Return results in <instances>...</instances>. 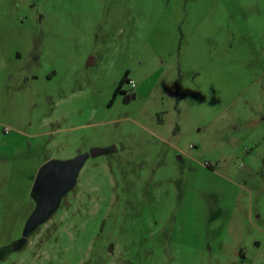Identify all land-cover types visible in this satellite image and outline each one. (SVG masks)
I'll return each instance as SVG.
<instances>
[{"label":"rangeland","instance_id":"374dc122","mask_svg":"<svg viewBox=\"0 0 264 264\" xmlns=\"http://www.w3.org/2000/svg\"><path fill=\"white\" fill-rule=\"evenodd\" d=\"M0 264H264V0H0Z\"/></svg>","mask_w":264,"mask_h":264},{"label":"water","instance_id":"95a60500","mask_svg":"<svg viewBox=\"0 0 264 264\" xmlns=\"http://www.w3.org/2000/svg\"><path fill=\"white\" fill-rule=\"evenodd\" d=\"M108 153V149L95 148L89 154L79 155L65 161L49 160L40 167L32 186L36 209L25 225L24 239L29 237L56 212L62 198L75 186L88 158H95Z\"/></svg>","mask_w":264,"mask_h":264},{"label":"trees","instance_id":"16d2710c","mask_svg":"<svg viewBox=\"0 0 264 264\" xmlns=\"http://www.w3.org/2000/svg\"><path fill=\"white\" fill-rule=\"evenodd\" d=\"M129 79H128V76H126L125 78H123L119 84L117 85L116 87V90H115V93H114V98L118 97L121 93H123V86L126 82H128ZM175 90H176V96H177V101L179 102L181 99H182V95H181V92H180V84L179 82H176L175 85Z\"/></svg>","mask_w":264,"mask_h":264},{"label":"built area","instance_id":"2783aa9c","mask_svg":"<svg viewBox=\"0 0 264 264\" xmlns=\"http://www.w3.org/2000/svg\"><path fill=\"white\" fill-rule=\"evenodd\" d=\"M128 84L130 85L131 89H134L136 87V83L133 80H129Z\"/></svg>","mask_w":264,"mask_h":264},{"label":"crops","instance_id":"0c3cea01","mask_svg":"<svg viewBox=\"0 0 264 264\" xmlns=\"http://www.w3.org/2000/svg\"><path fill=\"white\" fill-rule=\"evenodd\" d=\"M180 90L182 91V89H181V86H180ZM182 95V94H181ZM177 97V96H176Z\"/></svg>","mask_w":264,"mask_h":264}]
</instances>
